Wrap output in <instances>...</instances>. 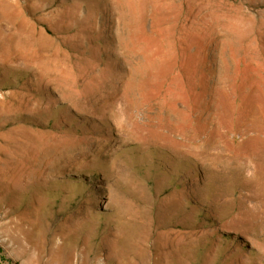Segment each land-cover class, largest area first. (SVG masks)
Listing matches in <instances>:
<instances>
[{
	"label": "rangeland",
	"instance_id": "rangeland-1",
	"mask_svg": "<svg viewBox=\"0 0 264 264\" xmlns=\"http://www.w3.org/2000/svg\"><path fill=\"white\" fill-rule=\"evenodd\" d=\"M0 8V264H264V0Z\"/></svg>",
	"mask_w": 264,
	"mask_h": 264
},
{
	"label": "bare ground",
	"instance_id": "bare-ground-1",
	"mask_svg": "<svg viewBox=\"0 0 264 264\" xmlns=\"http://www.w3.org/2000/svg\"><path fill=\"white\" fill-rule=\"evenodd\" d=\"M0 14H2L4 16L6 22L9 24V26L11 28H13L14 31H16L17 33L20 34V35L18 34V37H20L21 36V32L23 31L22 30L23 27L21 28L20 26L13 24V21L7 16V10L6 9L0 8Z\"/></svg>",
	"mask_w": 264,
	"mask_h": 264
}]
</instances>
